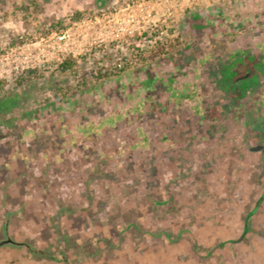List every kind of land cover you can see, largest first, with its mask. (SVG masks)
<instances>
[{
  "label": "rangeland",
  "instance_id": "obj_1",
  "mask_svg": "<svg viewBox=\"0 0 264 264\" xmlns=\"http://www.w3.org/2000/svg\"><path fill=\"white\" fill-rule=\"evenodd\" d=\"M116 3L0 0V100L18 99L0 115V258L264 264V0H152L132 33ZM197 14L212 35L192 44ZM251 55L233 102L225 72Z\"/></svg>",
  "mask_w": 264,
  "mask_h": 264
},
{
  "label": "trees",
  "instance_id": "obj_2",
  "mask_svg": "<svg viewBox=\"0 0 264 264\" xmlns=\"http://www.w3.org/2000/svg\"><path fill=\"white\" fill-rule=\"evenodd\" d=\"M80 13H77L76 16L74 17H78ZM184 29L186 30L189 38L192 40V44L193 42H199L200 40H203L202 38L203 37H208V36H211L212 35V30H211V21L210 19H208V17L206 16L205 18H202L200 15H193V16H189L185 19L184 21ZM197 27V29L195 28ZM196 29V30H195ZM188 46L186 45L185 48H187ZM183 51H171V52H166L165 54L167 55L168 54V61H171L173 63L177 62L179 57L181 56V53ZM243 60L246 62V67L243 69V71H229L227 70L225 72V74L227 72H230V76H231V79H230V82H232V85L230 87H232V90H230V95H231V98L233 100V102H238V100L240 99V97H242L243 95V92H245L244 90V86L250 82V80H246V79H250L252 77H255V65H256V59L253 57V55H251L250 57H244L243 56ZM72 68V62L70 60H64L62 61L59 65H58V71L59 72H65L66 70H69ZM126 67H121L120 69H117V68H114L117 73H113V76L115 77H119L122 73L125 72V69ZM229 68V67H227ZM225 74L223 75V77H225ZM234 75V76H233ZM147 81L144 82V84H147V86L151 85L152 83L154 84L155 82V79L153 76H151L150 74L147 75ZM233 76V77H232ZM101 78V76L99 77ZM240 78L241 79H244V83H241L240 81ZM246 78V79H245ZM226 79V77H225ZM17 84L21 85L23 80L22 78H20L19 80H16ZM229 82V83H230ZM156 83V82H155ZM173 83V79L172 77L170 76L169 79H168V83L167 84H172ZM228 83V84H229ZM228 84H226L227 86H229ZM167 87V85H165ZM150 91H153V90H150ZM186 94V93H185ZM187 96V95H186ZM149 105L152 106H155V103L156 105L159 104V106H161V103L160 101H157L155 103H153L152 101H149ZM18 103V99L16 97V95H13V96H10V97H7V98H4V99H1L0 100V115L2 114H7L9 112H11V110L15 107V105ZM143 105V104H142ZM141 103L138 104L139 107H142ZM212 112H213V115H212V118H216L217 115L219 114V111L212 107ZM86 128V127H85ZM84 132H87L88 129H83ZM258 138L260 140H264V131L260 132L258 134ZM153 205H157L159 203L153 201ZM252 214L251 213H248L247 216H250ZM247 219V218H246ZM131 227L138 231V232H141V233H145V234H148L150 236H154V237H160V235H163V237L167 240H170L171 238V234L170 233H163V234H160V233H157V234H152L148 231H141V229H139V227L137 225H131ZM177 237V236H176ZM99 242H102V243H107L108 246L112 247L114 244L112 242H110L107 238H100L98 239ZM224 242L223 243H219L217 245L218 248H221L224 246ZM195 249H198L197 245H195ZM41 255L46 258L47 260H59V257H57L56 255L54 254H51L50 252H42ZM0 262H2V264H19L17 262L16 259H4V258H0Z\"/></svg>",
  "mask_w": 264,
  "mask_h": 264
},
{
  "label": "built area",
  "instance_id": "obj_3",
  "mask_svg": "<svg viewBox=\"0 0 264 264\" xmlns=\"http://www.w3.org/2000/svg\"><path fill=\"white\" fill-rule=\"evenodd\" d=\"M152 0H116V4L119 6V8L113 7V13L117 14V12H120L123 16L122 22L118 25L116 31L117 32H139L140 31V19L135 17L134 9H139L142 11L144 7H147V3L151 2ZM112 13V14H113ZM147 14V15H146ZM102 16H105V13L101 14ZM144 16H149L148 13H145ZM117 22V21H115ZM126 24H128L126 26ZM153 30V27H150L146 33H150V31ZM65 38V35H59L58 40H63ZM117 66L120 68L121 65L118 63Z\"/></svg>",
  "mask_w": 264,
  "mask_h": 264
},
{
  "label": "water",
  "instance_id": "obj_4",
  "mask_svg": "<svg viewBox=\"0 0 264 264\" xmlns=\"http://www.w3.org/2000/svg\"><path fill=\"white\" fill-rule=\"evenodd\" d=\"M260 148H261V146H258V147L253 148L252 150H253V151H258ZM6 242H7V240H6V241H1V242H0V246H1L2 244L6 243Z\"/></svg>",
  "mask_w": 264,
  "mask_h": 264
},
{
  "label": "flooded vegetation",
  "instance_id": "obj_5",
  "mask_svg": "<svg viewBox=\"0 0 264 264\" xmlns=\"http://www.w3.org/2000/svg\"><path fill=\"white\" fill-rule=\"evenodd\" d=\"M1 242V241H0Z\"/></svg>",
  "mask_w": 264,
  "mask_h": 264
}]
</instances>
